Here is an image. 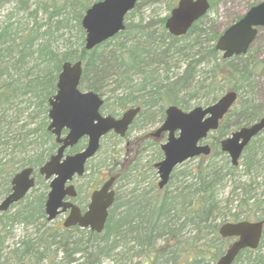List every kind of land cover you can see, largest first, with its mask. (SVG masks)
<instances>
[{"label": "trees", "instance_id": "obj_1", "mask_svg": "<svg viewBox=\"0 0 264 264\" xmlns=\"http://www.w3.org/2000/svg\"><path fill=\"white\" fill-rule=\"evenodd\" d=\"M94 1L18 0L17 11L26 12L32 24L11 17L0 24V145L27 154L22 160L14 155L0 159L5 191L16 169L38 167L56 147L46 129L48 98L56 90L64 61L81 60L79 87L103 96L102 108L111 104V114L140 105L138 115L150 111L148 120H162L169 104L189 109L191 100L202 98L209 104L229 90L236 91V101L212 131L210 153L187 160H194L189 166L187 161L178 165L161 188L112 153L103 168L86 165L94 183L105 176H114L115 184L133 178L130 186L116 189L100 233L48 227L34 238L21 239L10 255L2 233L7 225L46 223L47 185L39 193L32 188L14 212L0 213V264H11L6 258L14 263L69 264L79 256L85 258L83 264H100L104 258L111 264H214L232 241L219 235L221 223L264 220V129L244 147L237 166L219 148L229 132L264 113V97L261 100L257 90L262 72V61L256 57L257 35L245 54L223 58L215 48L222 30L214 28L208 15L216 2L209 0L208 12L187 33L175 36L164 26L166 15L148 20L134 16L145 3L165 1L170 10L177 0H138L125 16L124 29L86 49L81 18ZM65 34L59 49L55 42ZM18 98L26 101L20 119ZM36 115L40 121L26 128L33 122L28 118ZM135 144L134 151L140 143ZM149 169L154 173L153 164ZM51 246L60 250V259ZM232 264H264V226L259 245L242 249Z\"/></svg>", "mask_w": 264, "mask_h": 264}, {"label": "water", "instance_id": "obj_2", "mask_svg": "<svg viewBox=\"0 0 264 264\" xmlns=\"http://www.w3.org/2000/svg\"><path fill=\"white\" fill-rule=\"evenodd\" d=\"M137 0H98L93 2L81 18L85 31L84 47L95 45L112 37L124 28V16ZM209 8L208 0H178L165 19L164 26L172 35L187 32L192 23L204 15ZM264 26V0L250 6L236 21L228 25L215 42V48L224 58L243 54L247 51L257 33V27ZM81 61H64L56 80V91L49 98L47 129L55 135L59 144L55 153L50 155L38 169L45 179H49V190L44 203L47 220L70 208L63 226L79 225L100 232L105 226L108 209L115 199L112 188L114 177L106 179L94 189L86 210L71 201L64 200L66 195L74 196L72 184L65 185L74 175H82L85 162L99 148L100 139L109 131L123 136L140 110V106L129 107L119 117L102 115L99 108L103 98L92 90L81 91L78 87L81 76ZM236 92L229 90L207 106H195L183 111L171 104L165 108V117L156 133L166 131L167 137L160 144L163 158L154 163L159 175L158 186L162 187L169 179L174 167L186 159L200 154H208L210 146L201 143L210 130L218 126L219 120L236 99ZM63 129L66 134L61 136ZM264 129V114L248 125H242L220 141V149L226 152L233 165H237L245 145L252 137ZM86 146L73 154H64L65 148L73 146L83 137ZM32 167H24L11 179V192L0 201V211L22 198L34 185L30 176ZM263 221H227L219 225L222 237H234L233 241L219 256L215 264H232L244 248H256L262 235ZM18 264H27L20 262Z\"/></svg>", "mask_w": 264, "mask_h": 264}, {"label": "rangeland", "instance_id": "obj_3", "mask_svg": "<svg viewBox=\"0 0 264 264\" xmlns=\"http://www.w3.org/2000/svg\"><path fill=\"white\" fill-rule=\"evenodd\" d=\"M211 1L216 2V4L213 10L208 12V15L211 19L210 22L213 23L215 29L221 31L226 26H228L233 21H235L237 15H242L251 5L260 2L261 0H211ZM17 4H18V0H0V24H2L5 20H7L8 17H11L10 18L11 20L19 18L20 19L19 22L22 23L23 25H26L25 23H27L28 25L32 24L31 20H26L27 18L26 12L21 11V9L17 11L18 10L16 7ZM168 13L169 10L167 9L165 1H155L151 3H145L140 8H138L135 12L134 19L137 20L139 17H143L145 20H148L149 18L163 17ZM66 34L63 35L61 38H59L57 42H55V45H57L59 49H61L65 43V37L67 36ZM255 42H256L255 44L256 57H258L262 61V72L260 73V77L257 80L258 83L257 90L259 91L260 99L263 100L264 96L262 94L264 93V26L261 27L260 30L258 31ZM175 71H179V70L175 68ZM17 100L21 101V103H19L21 105V108L17 110L20 119L23 117L21 111L24 104H26V101L24 98H18ZM190 103L192 107L195 105H201V106L207 105L204 103V99L202 98L198 100H191ZM111 106H112L111 104L103 106V108L101 109L102 112L110 113ZM149 112L150 111L143 112L142 114L138 115L135 118L133 125L126 132L124 136H119L113 132H110L106 136H104L100 141L99 150L88 161L87 166L89 167L91 165H98L101 168H103L104 162L106 163L109 160L108 156L109 154L112 153L117 157V160L125 159L124 161L126 167L130 165L136 167V170L148 174L146 180L157 183V181L159 180L157 171L154 168V173H152L149 167L154 162L161 159L162 153L160 152L161 150L158 142L157 144H155L156 142L150 144L148 140H144V136L147 135L149 132L154 131L161 124L162 120L159 119L158 117H154L152 120H148L147 113ZM40 118L41 117L39 115L28 118L33 122L32 123L30 122V124L27 125L26 128L33 127L34 125H36L37 122L40 121ZM20 122L21 120H19V123ZM21 128L24 129L23 127ZM142 138L144 141H147V143H144ZM213 138H214V134L211 132L208 138L205 140V142L211 145ZM138 139L141 140V143L138 147L139 149L134 151L135 149L134 146H136L135 143L138 142ZM29 152L31 153L32 151L29 149ZM11 155H14L16 159L19 160H22L24 157L27 156L25 151H19V152L11 151V149L8 146L1 147L0 145L1 161L9 159ZM193 162L194 160L187 161L186 163L189 166ZM239 162H241V159ZM90 174H91L90 170L87 169L82 177L76 179L78 191L80 192V196L78 198L79 201H82L83 199L88 201L89 199V194L92 188L88 189L87 185L89 181L93 179L90 176ZM36 179L38 180V183L34 187L36 189V193L44 191L45 190L44 184L47 185L48 182L38 172L36 173ZM132 180L133 178H131L129 183L123 180L118 181L114 185V188L123 190L127 185L129 186L131 185ZM45 191L46 192L48 191V185ZM6 193L7 191H5L4 184H0V200L5 196ZM13 209H11L10 211L12 212ZM63 219H64L63 215H60L55 220L52 221L46 220L45 224H41L40 221H36L31 225H25L23 223H18V222L10 223L9 225L6 226L5 228L6 230L2 232L4 236L5 252L11 255L10 252L12 251L13 248L20 245L21 239H27L29 237L34 238L39 233H41V231L44 228H48V227L54 228L61 226ZM51 249L55 250L53 251V254L57 256V260L63 256L60 250L54 249L53 246H51ZM75 257H78V254H76ZM84 259L85 258L79 256V258L76 261L71 262L69 264H83L82 261H84ZM6 260L8 263L11 264L14 263V261H12V258H8V259L6 258ZM25 262L28 263L29 261H25ZM100 264H111V262L108 258H104L102 259Z\"/></svg>", "mask_w": 264, "mask_h": 264}, {"label": "flooded vegetation", "instance_id": "obj_4", "mask_svg": "<svg viewBox=\"0 0 264 264\" xmlns=\"http://www.w3.org/2000/svg\"><path fill=\"white\" fill-rule=\"evenodd\" d=\"M115 116H119V115H115ZM155 131H156V129H155L154 131L149 132L147 135H145V136H144V140H148L150 143H151V142H158L159 145H160V144L162 143V141L165 140V137H166V131H160V132H158V133H156ZM64 134H65V131H63L62 135H64ZM142 140H143V138H142ZM144 140H143V141H144ZM81 141H83V144H80ZM86 141H87V140H86L85 137L82 138V139H80V140H79L75 145H73L72 147H67V148L65 149L64 153H65V154H66V153H70V154H72V153H75V152H77V151H80L81 149H83V148L85 147ZM137 143H138V144L141 143V140L138 139V142H137ZM55 144H56V142H55ZM57 147H58V144H56V147H55L54 150H53L54 152H52L50 155H52L53 153H55ZM50 155H49V157H50ZM49 157H48V158H49ZM27 166L33 168V169H32V172H31V174H30V176L34 177V183H35V184H34L33 187H35V185L37 184V181H38V180L36 179V173L38 172V167H33V166H31V165H27ZM27 166H26V167H27ZM39 166H40V165H39ZM13 175H14V174H12V176H11V178H10L9 189L7 190V193L5 194V196L11 192V179H12ZM83 175H84V173H83L82 175H79V176H73L72 179H71L70 181H68V182L65 183L66 186L69 185V184H72V185L74 186V189H75V195H74V196H68V195H66V196L64 197V200L71 201L72 203L76 204V205L80 208V212H81V213H83V212L86 210L87 204H88V202H89V199H88V201H86V200H84V199H83L82 201H79V199H78L79 196H80V192L78 191V186H77L76 179L82 177ZM105 178H106V176L103 177L99 183H94L92 180H90L89 183H88V185H87V186H88V189H91V188H92L91 191H93L94 189L100 187L101 184L105 181ZM114 185H115V182H114ZM114 185H112V188H114ZM30 189H31V188H30ZM114 190H115V188H114ZM90 193H91V192H90ZM25 195H26V194H25ZM25 195H24L22 198L18 199L17 201L12 202V203L8 206V208H7L6 210L0 211V213H1V212H4V213H12V212H14L15 209L19 206V203L22 201V199H24ZM5 196H4V197H5ZM4 197H3V198H4ZM89 197H90V194H89ZM3 198H2V199H3ZM2 199H1V200H2ZM1 200H0V201H1ZM13 208H15V209H13ZM11 209H13L12 212L10 211ZM69 210H70V208H67L65 211L61 212L56 218H58L60 215H63V217H64V219H65L66 216H67L68 213H69ZM56 218H55V219H56ZM64 219H63V220H64ZM61 225H62V224H61ZM62 226H63V225H62ZM63 227H65V226H63ZM76 227H78V228H82V227H79L78 225H72V227H70V228H66V229L74 230V229H76ZM83 229H87V228H83Z\"/></svg>", "mask_w": 264, "mask_h": 264}]
</instances>
